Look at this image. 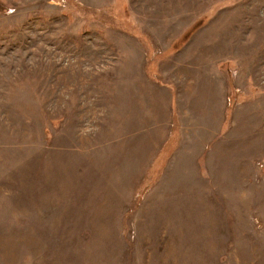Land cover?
Returning a JSON list of instances; mask_svg holds the SVG:
<instances>
[{
	"label": "rangeland",
	"instance_id": "1",
	"mask_svg": "<svg viewBox=\"0 0 264 264\" xmlns=\"http://www.w3.org/2000/svg\"><path fill=\"white\" fill-rule=\"evenodd\" d=\"M0 264H264V0H0Z\"/></svg>",
	"mask_w": 264,
	"mask_h": 264
}]
</instances>
